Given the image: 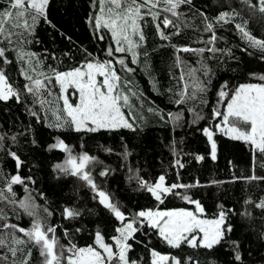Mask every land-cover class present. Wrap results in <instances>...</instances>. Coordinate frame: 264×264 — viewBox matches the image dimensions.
Here are the masks:
<instances>
[{
    "label": "snow or ice",
    "instance_id": "snow-or-ice-1",
    "mask_svg": "<svg viewBox=\"0 0 264 264\" xmlns=\"http://www.w3.org/2000/svg\"><path fill=\"white\" fill-rule=\"evenodd\" d=\"M238 2L242 6L239 10L232 6L231 0H217L218 7L227 6L226 10L209 18L205 12L195 9L194 0H90L86 23L93 39L106 45L99 49L103 57L82 48L83 59L61 71L45 64L47 56L41 58L38 53L28 50L41 21L55 27L48 18L52 0H0V103L15 101L24 105L27 114L37 124L81 136L79 152L62 136L52 137L46 151L63 154L62 161L51 166L53 178H74L79 182L77 190L86 187L92 200L117 222L113 233L106 236L103 229L91 220L97 213L79 203L62 205L59 208L62 222H53L56 209L51 206L46 193L36 187L37 179L31 174L37 165L28 167V160L20 153L23 145L19 137H26L31 132V125L25 131L11 135L0 132V205H3L0 207V264H201L193 255H182L184 249L211 252L219 246L231 250L234 264H244L240 241L229 239L234 231L230 216L237 214L236 210L221 203L208 217L204 205L191 192L196 188L220 187L238 181L256 186L264 184V175L257 174V168L264 169V73H249L258 81L255 83L233 86L225 81L216 92L217 101L210 115L206 116L202 107L208 104L205 97L212 83L211 70L205 59L217 55L235 58L231 48L217 47L223 39L217 35L218 26L233 24L246 44L241 51L249 56L253 52L259 53V60L264 62V38L249 30V20L235 22L246 11L264 27V0ZM184 6L194 9L193 16L201 18L203 31L208 34L206 40L195 41L202 44L201 47L173 42L184 29L193 28L188 22V14L181 10ZM149 27L154 29L160 42L153 52L172 49L170 69L177 72L170 71L175 84L167 89L169 100L177 107H187L166 112L148 106L146 111L158 117L162 124L178 126L184 119L185 110L191 115L190 124L194 127L208 120V125L199 130L210 146L209 158L213 162L217 160L218 144L214 137L220 134L245 143L252 154V164L250 174L233 175L231 181L211 180L205 185L197 179L183 183L180 170L186 165L173 141L170 145L174 156L171 168L176 172L175 181H169L167 171L149 180L140 175L139 169H128V180L136 184L134 190L147 193L155 202V207L131 211L96 182L93 170L103 161L84 150L83 138L101 132L143 130L141 122L145 117L141 110L147 101L133 77L141 64L145 70L148 68L150 53L146 29ZM10 53L15 54L14 60L9 58ZM183 53L201 57L199 66L184 61ZM51 59L59 60V57L53 53ZM14 62L18 64V73L24 81L20 86L12 82L7 72L6 66ZM150 83L152 90L160 95L155 78H150ZM221 105H224L223 110ZM30 142L37 146L34 138ZM99 147L112 152L111 148ZM120 155L125 161L131 155L126 145ZM185 155H192L197 163L205 159L201 154ZM8 161L13 162L14 172L4 170L3 165ZM26 167L28 174L23 172ZM112 171L104 166L98 175L106 178ZM17 187L22 189L23 195L16 191ZM170 197L191 207L161 208ZM243 205L244 211L238 213L243 220L255 218L247 207L251 206L259 210V219L264 221V196L256 200L246 197ZM25 217L29 223L22 225ZM90 224L93 226L89 227ZM84 234L91 243L81 246L77 238ZM152 237L176 253L157 250ZM259 239L264 240V231ZM137 245L143 248V254L133 257ZM208 264H215V261Z\"/></svg>",
    "mask_w": 264,
    "mask_h": 264
},
{
    "label": "trees",
    "instance_id": "trees-1",
    "mask_svg": "<svg viewBox=\"0 0 264 264\" xmlns=\"http://www.w3.org/2000/svg\"><path fill=\"white\" fill-rule=\"evenodd\" d=\"M232 6L238 10L242 7L238 0H231ZM256 2V0H254ZM90 0H52L49 8L48 18L51 21L50 26L43 21L40 22L36 29L35 39L28 50L38 53L41 58L45 59L46 65L58 67L61 71L75 66L83 59L81 49L86 48L89 52L103 57L99 49L106 47L104 43H97L93 39L91 29L86 23L87 15L90 11ZM195 9L205 12L209 18L214 17L218 11L226 10L219 8L217 0H194ZM188 14V22L193 25L192 29H184L179 37H175L173 42L181 45L190 44L193 47H201L202 44L195 43L200 38L207 39L208 34L203 31V23L199 16H193V10L187 6L181 9ZM259 15V14H257ZM242 19L249 20V30L260 38H264V27L257 23L254 18H250L248 12H242L235 22H242ZM217 35L223 39L218 42L219 48H231L235 58L217 55L212 59H205V63L211 70L212 83L206 95L208 104L203 107V113L210 115L211 108L216 104V92L219 86L227 81L230 85L240 83L258 82L249 76V73H264V62L259 60V53L253 52L252 56L247 55L241 49L246 47L245 42L241 39L240 34L235 30L233 24H226L223 27H217ZM148 35V68L145 70L141 64L133 79L139 89L145 93L146 103L141 114L145 121L141 122L143 130L131 132L121 130L120 132H101L89 134L83 138L84 150L91 155L97 156L102 165H97L93 170L96 182L102 188L112 194L115 200L120 202L126 210L136 211L142 208L155 207L154 200L144 192L135 191L136 184L128 180L129 168L139 169L140 175L146 179L153 180L161 172L167 171L170 182L175 181L176 172L171 168L174 159L170 145L175 141V147L181 153L182 160L186 167L180 170V176L183 183H192L199 180L201 184L207 185L211 180L231 181L233 175H248L252 164V154L249 147L242 141H232L227 137L217 134L214 138L218 144L217 160L213 162L209 158L210 146L206 137L199 130L208 125V120H203L198 127L190 124L191 115L184 112V119L178 126L162 124L158 117L148 113V106L158 107L164 111H180L185 106L177 107L169 100L167 89L173 87L175 81L170 76V71L176 73L177 70L172 68V49L163 48L153 52V48L159 44V40L154 35V29H146ZM71 38V40L68 39ZM38 41V42H37ZM59 57V60L51 59V54ZM68 53L69 55H64ZM184 61L188 64L198 67V57L192 53L181 54ZM205 53V57H207ZM69 56L71 58H69ZM10 59H15V54H9ZM12 82L16 86L23 84V78L18 73V64L13 63L6 66ZM150 78H155L157 86L160 89V95L152 90ZM203 79V77H201ZM154 102V103H151ZM224 105H221L223 110ZM31 125V132L25 137H19L23 148L20 149L21 155L28 160V167L36 164L37 167L32 173L37 179L39 189L44 191L48 196L51 206L56 209V215L52 218L53 222L61 223L59 208L66 204H82L87 208L93 209L97 215L92 216L91 220L95 221L104 231L105 235L113 233L116 221L111 218L102 208H100L91 198L92 194L86 187L76 186L79 184L74 178H65L56 180L53 178L51 166L63 159V154L58 151H46L47 145L52 142L53 136H62L70 145L75 147L79 152L81 149V136L73 132H58L37 124L34 118L30 117L25 111L22 104L10 101L7 104L0 103V132H8L9 135L26 130ZM123 137V140L121 139ZM37 141V146L31 144V140ZM27 141V143H26ZM111 148L112 152L103 151L99 146ZM127 146L131 155L125 161L120 153ZM201 154L205 156L204 161L197 163L192 155ZM229 161L232 163L230 164ZM107 166L113 171L106 178L99 177V171ZM6 172H14L13 162L8 161L3 165ZM28 167L23 169L28 174ZM257 174L264 175V169L257 168ZM16 191L23 195L21 188L17 187ZM194 198L199 199L205 207L206 215L211 217L216 212L217 204H223L226 208H234L235 215L230 216V223L234 227L229 239L240 241V250L243 256L244 264H264V240L259 239V235L264 231V221L259 219V210L252 209L254 219L245 221L238 214L244 211L243 200L246 197H252L254 200L264 196V184L256 186L255 184H245L242 181L235 183H224L220 187H202L191 190ZM43 203V201H40ZM3 207V205H0ZM161 208L188 207L179 199L169 198ZM22 225L29 223L28 218L21 221ZM93 225L90 224L89 227ZM143 239V237H139ZM81 246L91 243L87 234L77 238ZM152 244L157 250L162 252L173 251L159 243L155 237H152ZM143 254V248L136 246V251L132 253L133 257ZM182 255H193L201 264H208L209 261H215V264H234L233 255L226 246H219L211 252L199 250L193 252L192 249L185 248Z\"/></svg>",
    "mask_w": 264,
    "mask_h": 264
}]
</instances>
